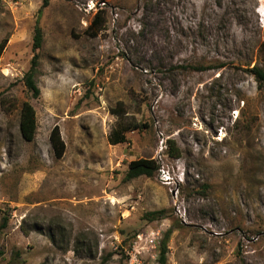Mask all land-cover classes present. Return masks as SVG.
I'll use <instances>...</instances> for the list:
<instances>
[{
  "label": "rangeland",
  "instance_id": "1",
  "mask_svg": "<svg viewBox=\"0 0 264 264\" xmlns=\"http://www.w3.org/2000/svg\"><path fill=\"white\" fill-rule=\"evenodd\" d=\"M42 3L0 0V264H159L166 236L168 264H264V0H49L35 98ZM138 158L160 168L126 180Z\"/></svg>",
  "mask_w": 264,
  "mask_h": 264
},
{
  "label": "trees",
  "instance_id": "2",
  "mask_svg": "<svg viewBox=\"0 0 264 264\" xmlns=\"http://www.w3.org/2000/svg\"><path fill=\"white\" fill-rule=\"evenodd\" d=\"M49 0H43L42 6L38 11V20L35 25L34 35H33V58L31 60V66L24 77V84L27 87L28 91L32 94L33 97H38L40 95V88L37 85L35 80V75L37 72V68L39 66V50L42 47L43 43V31L39 24V19L43 13L45 7H47ZM103 13L102 9H98L95 13L94 18L90 22L86 33L92 37H95L101 29V24L103 22ZM8 44V38L5 37L0 41V58L3 55L6 46ZM260 51L264 53V44H262ZM223 66L218 65L217 68L220 69ZM248 71L253 75L254 79L259 83V85L264 84V68L260 67L259 65H254L251 68H248ZM146 127V124H133L129 126V128L125 129L124 131L120 132L119 130L113 131L112 143H124L126 142L127 138L124 134L125 131L128 130H141ZM19 128L22 137L26 141H33L35 139L36 130H37V119H36V110L34 106L26 101L22 104L21 111H20V123ZM50 141L52 148L54 150L55 156L57 158H62L64 156L66 150V144L61 136L59 126H55L51 133H50ZM169 146L172 148L174 145V141H169ZM172 154V153H171ZM160 168L158 162L154 159L148 158H138L132 160L128 165V170L126 173V180L135 179L140 176H147L152 177L154 176L155 172ZM165 210H156L152 212H148L146 215L150 216L151 219L157 220L164 217ZM5 222L7 219L4 220ZM167 242L168 236L165 237L163 244L159 250L158 262L159 264H168L167 258Z\"/></svg>",
  "mask_w": 264,
  "mask_h": 264
},
{
  "label": "built area",
  "instance_id": "3",
  "mask_svg": "<svg viewBox=\"0 0 264 264\" xmlns=\"http://www.w3.org/2000/svg\"><path fill=\"white\" fill-rule=\"evenodd\" d=\"M138 240L142 239L141 235L137 236ZM151 242L153 243V240H151ZM126 253L130 256L129 258V264H141L139 259H138V252H128L127 250H125Z\"/></svg>",
  "mask_w": 264,
  "mask_h": 264
}]
</instances>
